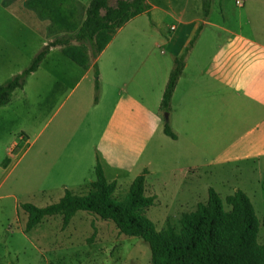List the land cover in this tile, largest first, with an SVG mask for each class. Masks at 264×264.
<instances>
[{
  "label": "rangeland",
  "instance_id": "1",
  "mask_svg": "<svg viewBox=\"0 0 264 264\" xmlns=\"http://www.w3.org/2000/svg\"><path fill=\"white\" fill-rule=\"evenodd\" d=\"M118 1L109 4L115 6ZM145 1L157 9L127 19L110 33L104 41L110 45L95 67L88 63L94 61L90 52L74 55V48L67 46L66 53L50 49L23 88L15 90L9 103L0 107V264H150L147 244L119 234L111 222L79 211L66 227H62L61 216H53L24 233L27 216L21 209L23 204L37 208L54 204L65 190L79 196L88 192L87 183L95 178L91 145L103 123L101 115L94 116L97 122L87 111L100 95V82L109 76L113 54H130L132 66H137L152 42L169 38L170 23L192 18L199 11L207 14V6L210 20L221 23L226 17L234 24L240 15L243 22H249L243 24L244 29L258 37L264 35V20L259 16L264 0H243L241 8L235 0ZM83 2L0 0V84L27 68L49 41L76 32L84 18ZM68 47L88 50L74 43ZM145 106H119L112 124L124 136L116 143L106 137L99 143L106 155L105 177L117 181L113 198L123 199L136 174L147 167L145 195L153 197V205L142 212L155 231L167 227L177 231L181 216L207 201L209 188L222 201L240 190L259 221L258 242L262 243L264 165L251 159L222 163L214 154L182 158L174 145L159 139L167 113L157 112L161 127L154 131L156 119L148 113L151 106ZM145 118L146 124L141 123ZM149 134L152 139L147 147L137 157L131 156L128 143ZM189 164L197 168L176 170ZM79 184L86 185L77 187Z\"/></svg>",
  "mask_w": 264,
  "mask_h": 264
},
{
  "label": "crops",
  "instance_id": "2",
  "mask_svg": "<svg viewBox=\"0 0 264 264\" xmlns=\"http://www.w3.org/2000/svg\"><path fill=\"white\" fill-rule=\"evenodd\" d=\"M236 1H239V5ZM89 2H83L85 8ZM235 4L239 8L244 6L243 0H235ZM149 7V13L157 9L154 5ZM261 7L263 10L259 16L264 20V5ZM210 12L209 8L207 14L199 11L192 18H177L170 23L169 38L159 40L161 43L156 40L152 42L149 51L136 63L137 66H132L130 54L124 57L123 54L112 55L109 76L100 82V95L87 111L88 115L93 114L92 118L97 122L99 119L94 116H102L103 126L91 147L95 149L93 164L95 166L96 159L99 161L104 176L106 155L101 152L99 143L105 137L111 144L116 143L115 140L124 136L123 130L112 124L119 106L150 105L148 113L151 119H156L154 131H157L161 127L157 112L173 60L183 53L199 26L202 27L201 31L184 59L166 119L176 138L165 136L162 128L163 137L155 135L165 145H174L182 158L214 154L222 163L251 159L252 163L264 165V35L258 37L251 29H244L243 24L249 22H243L240 15L236 24H229L226 17L222 18L221 23L210 20ZM127 40L130 44V39ZM109 45L107 42L94 61L88 63H96ZM56 48L61 53L65 50V46ZM84 51L90 52L89 49L81 52ZM88 57L91 61L90 55ZM145 121L146 118L141 123ZM138 138L128 143L129 153L133 157L147 147L152 135L142 140ZM167 139L171 143H167ZM194 168L197 165L189 164L176 170L190 171ZM143 171H146L145 176L149 173L147 167ZM111 181L117 183L115 179ZM82 185L86 184L77 187Z\"/></svg>",
  "mask_w": 264,
  "mask_h": 264
},
{
  "label": "trees",
  "instance_id": "3",
  "mask_svg": "<svg viewBox=\"0 0 264 264\" xmlns=\"http://www.w3.org/2000/svg\"><path fill=\"white\" fill-rule=\"evenodd\" d=\"M149 8L145 0H119L115 6H110L109 0H90L84 9V20L76 32L49 41L33 57L27 68L0 84V107L9 103L15 90L23 88L26 78L38 69L50 49L67 46L74 48V55L83 54L77 47H68L76 43L89 49L94 59L107 43L104 41L110 33L127 22V19L149 14ZM201 28L198 27L183 53L173 60L161 96L160 112L169 113L171 97L183 70L184 59ZM67 50L65 48L63 52ZM94 89L98 91L97 81ZM162 132L171 139L176 138L166 120ZM145 174L146 171H143L132 180L123 199H115L113 193L117 184L115 181H107L96 159L95 179L88 184L86 194L73 195L65 190L58 202L46 207L37 208L31 204L21 206L27 216L24 233L32 230L46 217L61 216L62 227H66L75 213L82 211L102 221L111 222L119 234L146 243L150 264H264V236L263 242L259 243V221L249 198L242 191L236 190L222 201L209 188L207 201L197 204L194 211L184 213L177 231L167 227L157 232L142 212L153 205V197L145 195ZM262 226L264 228V220Z\"/></svg>",
  "mask_w": 264,
  "mask_h": 264
},
{
  "label": "built area",
  "instance_id": "4",
  "mask_svg": "<svg viewBox=\"0 0 264 264\" xmlns=\"http://www.w3.org/2000/svg\"><path fill=\"white\" fill-rule=\"evenodd\" d=\"M236 4L239 5V1H236Z\"/></svg>",
  "mask_w": 264,
  "mask_h": 264
},
{
  "label": "water",
  "instance_id": "5",
  "mask_svg": "<svg viewBox=\"0 0 264 264\" xmlns=\"http://www.w3.org/2000/svg\"><path fill=\"white\" fill-rule=\"evenodd\" d=\"M165 119H167V115H165Z\"/></svg>",
  "mask_w": 264,
  "mask_h": 264
}]
</instances>
